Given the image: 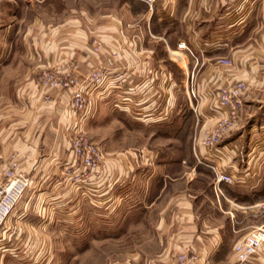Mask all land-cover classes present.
<instances>
[{
    "label": "crops",
    "instance_id": "0c3cea01",
    "mask_svg": "<svg viewBox=\"0 0 264 264\" xmlns=\"http://www.w3.org/2000/svg\"><path fill=\"white\" fill-rule=\"evenodd\" d=\"M91 1L107 5L90 4L98 8L92 13L85 0H0V22H7L0 72H12L13 64L3 63L18 55L34 62L19 91L23 102L14 98L19 110L0 117V183L12 161L32 182L0 231V264H86L83 257L90 264H171L182 252L195 256V264H238L234 245L264 226V160L239 161L242 134L227 136L214 153L201 141L215 126L209 119L218 90L243 82L252 154H264L258 112L264 106V0H165L151 11L138 0ZM29 21L56 27L36 36L27 29L23 49L14 31ZM89 38L99 43L97 53ZM219 59L232 65H216ZM43 67L72 74L74 90L98 68L108 79L90 93L86 112L75 115L71 90L37 86L32 75ZM190 81L197 100L178 111L177 88ZM99 109L158 132L172 120L164 137L176 143L143 149L135 160L130 151L129 158L115 157L86 135ZM79 132L103 154L82 193L62 177L77 164L70 143ZM214 166L234 180L222 183L220 193ZM246 264H264V248Z\"/></svg>",
    "mask_w": 264,
    "mask_h": 264
},
{
    "label": "built area",
    "instance_id": "2783aa9c",
    "mask_svg": "<svg viewBox=\"0 0 264 264\" xmlns=\"http://www.w3.org/2000/svg\"><path fill=\"white\" fill-rule=\"evenodd\" d=\"M144 3L150 10L156 6L161 5L165 0H138ZM93 49L99 50V43L92 42ZM179 49H186L183 44L178 45ZM192 61L195 65L198 64V58L195 54L188 51ZM219 66H229L231 62L227 59H219L215 63ZM53 74V73H52ZM44 83L51 88L58 89H72L76 86L75 79L70 74L64 76L56 74H47L44 76ZM108 77L103 69H95L86 77L83 88H78L73 91L71 99V109L74 114L85 113L89 107V96L91 92L100 90L107 81ZM118 80V78H115ZM247 86L243 82L235 83L222 87L218 90L216 104L214 106V116L211 121H215V126L212 129H206L201 141L202 146L209 152H216L223 140L230 134V132L250 119V112L245 103V93ZM188 91V89H187ZM191 101L197 100V96L191 89ZM192 111L196 115V123L199 124V116L196 107H192ZM70 149L74 159L80 164V173L89 174L98 168L102 160L103 154L96 144L91 142L81 132L77 133L70 143ZM215 187L220 193V185L233 184V177L225 169L214 166ZM4 181L0 183V231L11 215L13 210L22 200L23 196L30 187L29 178L17 172L12 167H9L4 173ZM264 206V204H263ZM264 248V226L257 228L255 231L244 236L233 247V255L238 264H246L257 253ZM197 259L189 253L182 252L177 255L174 262L171 264H195ZM167 264V263H156Z\"/></svg>",
    "mask_w": 264,
    "mask_h": 264
},
{
    "label": "rangeland",
    "instance_id": "374dc122",
    "mask_svg": "<svg viewBox=\"0 0 264 264\" xmlns=\"http://www.w3.org/2000/svg\"><path fill=\"white\" fill-rule=\"evenodd\" d=\"M73 2H75V1H71L72 4H73ZM56 4H57V2H56ZM90 4L91 5L99 4L98 8H103L107 5L106 1H98V2H94V4H93V2L91 0H85V6H87L89 9V10H87V12L92 11V13H95L98 8L96 7L95 9H93V8L89 7ZM147 8H148V6H147ZM55 9H57V8H55ZM148 10H150V9L148 8ZM29 20H32V19L29 18ZM6 23L7 22H5V19L2 18L1 22H0V36L3 33V30L5 29L4 27H5ZM43 27H44V29H42ZM53 27H56V26L55 25L47 26V25L38 24V23L33 24L32 21H29V26L25 27L22 25V26H20V28L18 27L14 31V33L17 31L16 38H19L18 43L20 45H17V46L20 48H23V49L25 48V44H24V41L22 40V38L24 37V34L26 33L27 29H29V36H36L38 33L45 32V31L48 32L50 29H51L50 31H52ZM92 39L93 38H89V40H88L89 46L90 45L92 46V42H93ZM1 41H2V39L0 40V49H6L7 48L6 43L5 44L1 43ZM20 48H18V49H20ZM92 48H93V46H92ZM93 51H94V53L98 52V51H95L94 49H93ZM10 59H7L6 62H4L3 64H6V65L13 64L14 67L12 69V72H9V71H1L0 72V117L8 115L7 113L11 108H14V109L18 108V110H19L20 106L18 104H16L14 98H15V96H17L19 99H21V94L19 93V91L21 90V87L23 86V84L25 82V78L27 79V77L29 75V74H27L26 71L28 70L30 65L34 64V62L33 63L29 62V57L26 58L25 56L21 57L20 55H18L17 57H13L11 60ZM0 61H3V57L0 58ZM231 65H232V62L229 66H231ZM99 69H101V68H99ZM70 72H72V71H70ZM45 73L51 74V75L56 74L57 76L60 75L58 72L52 70V68L43 67L41 70L34 72V74L32 75V78H34L35 83L41 89L55 90L54 88L47 86V83L46 84L44 83L45 80H44L43 76ZM70 75L72 76V74H70ZM72 78H74V77H72ZM113 80L115 82H117V85L119 84L118 80H116L115 78H113ZM192 88L194 90V93L196 94L195 89H194L191 81L188 83L187 88H185V87H183V88L178 87L177 88V91H178L177 92L178 111L181 110L182 108H184L185 105L189 104V102H190L189 97H192V95H191V89ZM56 89H58V88H56ZM187 89H188V91H187ZM61 90H68V89H61ZM69 90L72 91V93H71V99H72V96L74 94L73 93L74 90H72V89H69ZM191 101L194 102V99H192ZM20 102H23L22 99L20 100ZM193 107H196V105H193ZM70 110L73 113V110L71 109V100H70ZM116 112L117 111L112 112L111 110H107V109H99L97 111L95 117L92 120L93 126H91V127H90V125L87 126L86 132L88 134L85 133L88 136L92 134L93 137L97 138V140L99 141L98 143L100 145H102V144L105 145V147H107L108 150L113 151V152H117L115 154V157L120 158L122 155L125 154V156L129 158L128 154L131 152V153H133L131 155H134V157L129 158V159L135 160V159H137V156L140 154V152L143 149L151 150V151L156 150V152H157V151H160V149L167 148L168 144L176 143L174 140L172 141L170 138L164 137L166 130L171 128V126H173L172 120L169 121L167 123V125L163 124V125L159 126V128L161 130L158 132V130L155 129V127H147V126L142 127L141 125H139L136 122L129 121L126 118H122L121 117L122 114L116 113ZM258 112H260L261 117H263L264 106ZM105 114L108 115L107 119L105 117ZM193 114H195V113L193 112ZM75 115H77V113ZM250 115H251V113H250ZM104 119H106V120H104ZM249 120H251V116H250ZM249 120H246L243 124L239 125L235 129H233L230 132V134L228 135L229 140H234L238 135L242 134L240 145H239V147H240L239 161H242V162H244L246 160L254 161L256 158H257V161H263L264 160V154L260 155V157H258L257 153H255L254 155L252 154V151L254 149V145H253L254 140L251 143V138H250V135L248 133V130L251 126L250 123H248ZM127 127L129 128V130ZM106 131L108 132L107 135H106ZM97 133L99 134L98 136L94 135ZM263 138H264V136L262 137V139ZM251 155H253V156H251ZM152 156L154 157L155 153H152ZM12 157L13 156H11L10 158H12ZM157 157H156V159H157ZM74 160L75 159L72 155V162ZM75 162H77V161L75 160ZM11 163L12 164L10 167H12L14 170L19 172L16 162L12 161ZM77 164L80 166V164L78 162H77ZM77 164H75V167H73L71 169H66V171H64L65 173H62V177L66 178L68 181H70L72 188L75 187V189L78 192L82 193V192H85L84 187H87V185H89L91 183V181H92L91 177L92 176L89 174H81L80 170L77 168L78 167ZM66 165L68 167L69 164H67V162H64L63 168ZM19 173L24 174L22 172H19ZM28 178L31 182V178L30 177H28ZM118 191L121 192V188H119ZM116 235L117 234L115 233V236ZM119 240H120L119 238L116 239V237H115L114 247H113L115 255H117V253H119L121 251V244L117 243ZM81 244H82V242H81ZM72 253H71V255H72ZM100 257L101 256L99 255V257L97 259V260H99V262H100ZM72 262H76V261L72 260ZM83 262H86V264H90L89 257H87V258L83 257Z\"/></svg>",
    "mask_w": 264,
    "mask_h": 264
}]
</instances>
